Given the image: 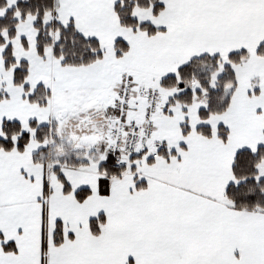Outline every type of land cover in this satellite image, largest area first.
<instances>
[{"label":"snow or ice","instance_id":"snow-or-ice-1","mask_svg":"<svg viewBox=\"0 0 264 264\" xmlns=\"http://www.w3.org/2000/svg\"><path fill=\"white\" fill-rule=\"evenodd\" d=\"M0 264H264V0H0Z\"/></svg>","mask_w":264,"mask_h":264}]
</instances>
